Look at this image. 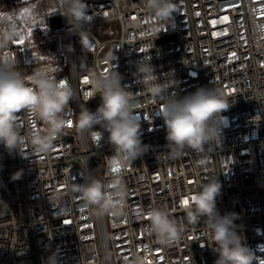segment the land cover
<instances>
[{
	"label": "built area",
	"instance_id": "2783aa9c",
	"mask_svg": "<svg viewBox=\"0 0 264 264\" xmlns=\"http://www.w3.org/2000/svg\"><path fill=\"white\" fill-rule=\"evenodd\" d=\"M15 1L0 0V11ZM84 3L91 17L84 26L90 32L87 50L63 15L64 62L28 63L18 44L4 53L17 59L25 76L38 67L55 70L57 79L67 80L78 96L66 109L72 126L51 151L37 153L25 144L22 152H9L0 144V264H48L53 254L56 264H135L138 256L145 264H215L218 253L205 218L189 215L192 194L214 176L221 184L217 211L235 214V229L255 253L254 264H264V34L258 30L264 25V0H173V20L157 37L150 30L154 19L145 0ZM112 22L121 32L108 41L90 29ZM170 36L175 39L158 43ZM145 56L161 83L174 81L169 96L183 97L201 87L222 90L230 106L220 114L218 142L206 145L205 154L185 149L179 158L162 155L168 149L161 104L133 75ZM113 69L134 93L146 146L122 168L112 160L114 149L103 128L94 129L100 136L81 133L75 124L81 107L95 112L100 105L88 107L100 98H91L89 73ZM17 124L22 134L43 128L23 113ZM114 172L125 202L119 215L97 211L77 191L94 179L103 182L106 192L116 191ZM17 173L20 178L14 179ZM150 208L167 210L182 225L183 233L172 245L162 246L147 231Z\"/></svg>",
	"mask_w": 264,
	"mask_h": 264
},
{
	"label": "clouds",
	"instance_id": "9594fccd",
	"mask_svg": "<svg viewBox=\"0 0 264 264\" xmlns=\"http://www.w3.org/2000/svg\"><path fill=\"white\" fill-rule=\"evenodd\" d=\"M28 8L15 9L0 13V144L9 152H22L25 144L37 153H46L53 149L55 141L65 134V128L72 121L66 118V109L71 100L78 96L77 90L65 79H57L55 70L38 67L30 75L19 70L17 59L9 50L18 40H24L28 28L33 23L50 15L47 9L41 10L32 0H26ZM147 12L154 23L150 30L158 36L168 22L173 20L175 5L173 0H145ZM49 7H54L68 18L80 43L87 50L90 32L84 27L90 22L84 0H51ZM31 9V11H29ZM55 11V12H56ZM53 12V13H55ZM51 13V14H53ZM264 34V25L258 29ZM69 46V51H71ZM145 56L136 65L138 83L144 91L160 102L159 116L166 127L168 151L162 155L175 159L183 155L185 149L197 154L206 153V145L215 144L220 134V114L229 108V103L222 90L201 87L183 97L169 96L168 89L174 81H159L154 67ZM122 77L114 69L110 72L89 73V83L93 95L101 98L96 111L81 107L75 124L81 133L90 131L94 135H103L94 130L97 125L108 133V140L114 149L112 160L118 167H124L140 157L145 151L140 139V122L136 114L134 93L121 84ZM90 98V99H91ZM23 113L34 119L43 128H30L27 134L18 130V114ZM203 166L206 160L203 155L198 161ZM113 192H106L100 180L77 186L81 199L97 211L109 210L122 214L124 197L119 191L118 172L113 173ZM17 173L14 179H19ZM221 184L214 177L202 183L199 190L192 194L193 211L189 215L194 220L204 217L212 243L216 246L218 257L215 264H254L255 253L243 243V238L234 226L235 214L220 215L216 209V197L220 194ZM146 216L149 220L147 231L154 235L164 247L178 240L183 227L170 213L162 208H150ZM48 264H56L55 254L49 257ZM135 264H145L144 257H137Z\"/></svg>",
	"mask_w": 264,
	"mask_h": 264
},
{
	"label": "rangeland",
	"instance_id": "374dc122",
	"mask_svg": "<svg viewBox=\"0 0 264 264\" xmlns=\"http://www.w3.org/2000/svg\"><path fill=\"white\" fill-rule=\"evenodd\" d=\"M51 0H40L38 7L41 10L47 9L50 15L41 17L31 28H28L24 40H18L15 44L21 45L26 51V59L28 63L38 64L47 61L66 60L68 55V47L65 34L60 29L52 27L54 17L62 18L63 14L56 11L54 7H49ZM32 4H36V0H32ZM28 8L26 0H16L12 5L0 11V13L11 12L15 9ZM31 11V9H29ZM56 11V12H55ZM55 12V13H53ZM53 13V14H51ZM102 41H108L119 36L121 28L117 22L97 25L90 28Z\"/></svg>",
	"mask_w": 264,
	"mask_h": 264
},
{
	"label": "water",
	"instance_id": "95a60500",
	"mask_svg": "<svg viewBox=\"0 0 264 264\" xmlns=\"http://www.w3.org/2000/svg\"><path fill=\"white\" fill-rule=\"evenodd\" d=\"M52 24L54 25V27L56 29H62L63 28V20L62 18H59V17H54L53 18V21H52ZM175 39V36H170V37H166L164 39H160L158 40V43L161 44L163 42H168V41H171V40H174ZM100 98H97L91 102L88 103V107H94V106H97L100 104Z\"/></svg>",
	"mask_w": 264,
	"mask_h": 264
},
{
	"label": "snow or ice",
	"instance_id": "6c2138e0",
	"mask_svg": "<svg viewBox=\"0 0 264 264\" xmlns=\"http://www.w3.org/2000/svg\"><path fill=\"white\" fill-rule=\"evenodd\" d=\"M69 126L71 127V122L69 123ZM185 204H187V202L185 201Z\"/></svg>",
	"mask_w": 264,
	"mask_h": 264
},
{
	"label": "bare ground",
	"instance_id": "6f19581e",
	"mask_svg": "<svg viewBox=\"0 0 264 264\" xmlns=\"http://www.w3.org/2000/svg\"><path fill=\"white\" fill-rule=\"evenodd\" d=\"M63 20V19H62ZM53 21V20H52Z\"/></svg>",
	"mask_w": 264,
	"mask_h": 264
}]
</instances>
